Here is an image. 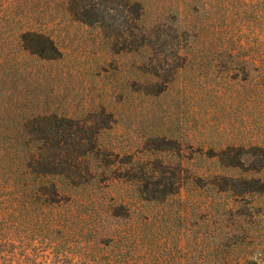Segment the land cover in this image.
Returning a JSON list of instances; mask_svg holds the SVG:
<instances>
[{
    "label": "rangeland",
    "instance_id": "obj_1",
    "mask_svg": "<svg viewBox=\"0 0 264 264\" xmlns=\"http://www.w3.org/2000/svg\"><path fill=\"white\" fill-rule=\"evenodd\" d=\"M200 239L264 264V0H0V264Z\"/></svg>",
    "mask_w": 264,
    "mask_h": 264
},
{
    "label": "trees",
    "instance_id": "obj_2",
    "mask_svg": "<svg viewBox=\"0 0 264 264\" xmlns=\"http://www.w3.org/2000/svg\"><path fill=\"white\" fill-rule=\"evenodd\" d=\"M239 242L229 240H195L176 247L175 257L167 263L171 264H240L232 258V253ZM253 264L255 262H246ZM156 264V263H154ZM161 264V263H158Z\"/></svg>",
    "mask_w": 264,
    "mask_h": 264
}]
</instances>
